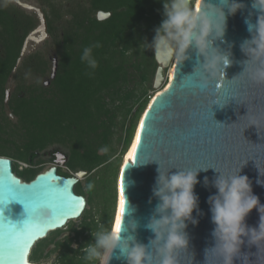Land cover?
I'll use <instances>...</instances> for the list:
<instances>
[{
  "label": "trees",
  "instance_id": "16d2710c",
  "mask_svg": "<svg viewBox=\"0 0 264 264\" xmlns=\"http://www.w3.org/2000/svg\"><path fill=\"white\" fill-rule=\"evenodd\" d=\"M39 1L50 38L43 48L21 58L25 40L39 26L40 20L36 13H29L10 0H0V103L5 101L9 79L20 81L9 102L18 117V125L10 127L7 117V121L0 120V157L11 158L14 172L30 182L44 171L42 157L56 147L48 168L56 164L60 149L67 156V170L58 168L61 175L72 177L85 171L91 177L97 171L106 182L113 176L116 183L121 159L131 146L136 123L149 103L146 97L141 101L142 91L136 94V90H130V85L142 86L157 72L154 51L146 49L148 45L144 42H152L154 30L164 19L162 0H78L68 7L62 0ZM99 11L112 15L100 21ZM67 16L70 19H66ZM96 42L101 47L93 49L98 62L93 71L80 57L85 47ZM51 52H55L58 68L47 87L44 80L52 75L53 68ZM129 97L135 100L137 108L134 110L133 105L124 110L129 120L122 123V130L126 127L125 137L117 140L121 143L123 139V143L116 158L112 143L118 124L110 102L114 105L120 101L124 106ZM105 147L108 151L101 152ZM19 161L29 168L20 171ZM114 189L112 214L107 207L111 194L106 189L103 193L106 213L100 219L87 217L89 211L86 210L82 216L85 228L74 227L69 236L57 241L55 235L60 231L50 233L36 244L31 261L38 263L43 256L52 254L53 250H46L54 244L58 264H92L83 259L81 249L90 241L94 243L93 230L111 229L116 185ZM75 191L84 195L80 182ZM81 238L85 240L81 248H73Z\"/></svg>",
  "mask_w": 264,
  "mask_h": 264
},
{
  "label": "water",
  "instance_id": "95a60500",
  "mask_svg": "<svg viewBox=\"0 0 264 264\" xmlns=\"http://www.w3.org/2000/svg\"><path fill=\"white\" fill-rule=\"evenodd\" d=\"M10 1L25 9L33 10L31 6L20 0ZM239 2L246 7L234 16L228 17L226 42L222 44L216 42L224 50H229L231 45L233 64L226 69V79L229 81L218 80L213 84L210 92L192 86L188 76L194 75L197 58L195 50L190 49L191 59L180 64L174 62V74L168 87L153 97L136 123L131 141L132 144L140 126L138 135L140 142L135 148L136 162L132 163L133 157L128 162L123 161L118 171L116 208L111 229L113 230L118 212L119 188L121 190L123 188L126 202L124 223L127 225L131 219L137 220L140 227L135 235L140 242L147 245L149 239L154 238V234L144 225L158 202L152 190L159 166L162 171L170 169L173 173L178 171L177 168H209L207 171L201 170L198 176L200 183L196 185L195 192L200 198L199 208L203 214L197 216L196 212L193 213L199 223L197 225L189 223L187 228L190 237L189 248L187 252L184 250L178 252L181 264H191V257L192 264H206L205 250L215 245L211 235L215 226L211 220L212 214L207 201L208 197L217 190L211 184L208 187L204 185L205 176L211 182L218 175L213 168L225 173H234L244 164L240 174L249 177L254 194L259 197L261 204H264V185L257 183V180H264V176L260 174V171L264 174V123L259 129L255 125H250L253 118L264 117V85L254 84L245 75L237 77L244 71L242 62L247 59L240 45L245 39H251L245 19L250 18L255 23L258 13L251 8L252 0H239ZM36 12L40 24L33 32H42V37L46 38L49 34L45 13L41 9H36ZM250 13L253 14L250 16ZM111 15V12L99 11L97 18L103 21ZM28 40L40 41L30 34L25 40L23 49ZM21 58L18 63L21 62ZM200 60L202 61L203 57ZM157 63L159 68L156 84L159 86L163 80L164 70L170 68L172 62L161 58ZM57 68L56 62L53 77ZM235 77L237 78L231 81ZM217 92L224 99L233 95L236 98H232L224 108L214 105L212 110L210 100ZM9 96L10 92L6 91V100ZM147 160L153 161L141 164ZM87 175V172L80 171L72 177L61 176L58 174L57 166L54 165L39 173L32 181L26 182L15 174L11 158L0 157V202L5 199L6 190L10 185L32 190L35 194L43 193L49 188L58 190L54 198L40 202L36 206L42 210V214L32 217V239L23 258L11 257L3 243H0V264H38L31 261V254L36 244L50 233L65 228L72 221L79 220L87 210L86 197L75 191L80 180ZM28 219L29 213L25 205L18 200L9 201L7 206L0 205V240L14 225L17 230H23L24 222ZM259 220L258 210L253 209L246 218V223L251 227H257ZM122 235L127 234L122 233ZM241 251L248 255L250 264H264V249L259 254L256 246L249 247L246 243ZM118 255L119 251L116 250L111 264H126L124 259L116 258ZM215 259L210 251L208 264H215ZM235 264H241V260L237 259Z\"/></svg>",
  "mask_w": 264,
  "mask_h": 264
},
{
  "label": "clouds",
  "instance_id": "9594fccd",
  "mask_svg": "<svg viewBox=\"0 0 264 264\" xmlns=\"http://www.w3.org/2000/svg\"><path fill=\"white\" fill-rule=\"evenodd\" d=\"M162 3L164 19L154 30L152 42H144L148 45L146 49L154 51V59L158 62L163 58L177 64L191 59L189 50L194 49L197 66L194 75L188 78L192 86L210 92L218 80H227L226 69L233 64L231 45L229 50H224L216 42H226L228 17L234 16L246 5L239 0H200L198 6L196 0H162ZM251 8L258 16L255 23L250 18L245 19L251 39H245L240 45L247 59L242 62L244 71L237 77L245 75L254 84L264 85V0H252ZM99 47V42L85 47L80 57L81 62L93 71L98 67L93 49ZM232 98L236 97L233 95L224 99L217 92L210 100L212 110L214 105L224 108ZM262 123L264 117L250 121V125L258 129ZM100 151L107 152L108 149L105 147ZM152 161L147 160L141 164ZM135 162L136 159L132 163ZM243 165L234 173L213 168L218 175L211 182L207 176L204 177L205 187L211 184L217 190L207 201L215 226L211 233L215 245L205 250L206 264L210 251L216 258L215 264H235L237 259L241 260V264H250L248 255L241 251L242 246L246 243L249 247L256 246L259 254L264 249V204L254 194L249 177L240 174ZM177 169L173 173L170 169L162 171L159 166L157 170L152 191L158 202L144 225L154 234V238H150L147 245L135 235L140 227L137 220L131 219L125 225V211L119 231L110 228L93 230L94 243L86 244L81 249L83 259L98 264H111L114 252L118 250L116 258L124 259L126 264H181L178 252H187L189 248V223L197 225V216L203 214L199 208L200 198L195 192L196 185L200 183L198 176L201 170L207 171L209 168ZM260 174L264 176L261 171ZM257 183L264 185V180H257ZM87 187L91 190L92 185ZM253 209H257L260 214L257 227L246 223ZM194 212L197 216L193 215ZM29 214L35 217L42 214V210L33 208ZM72 247L76 248L77 245L73 244ZM48 264H52V261H48Z\"/></svg>",
  "mask_w": 264,
  "mask_h": 264
},
{
  "label": "rangeland",
  "instance_id": "374dc122",
  "mask_svg": "<svg viewBox=\"0 0 264 264\" xmlns=\"http://www.w3.org/2000/svg\"><path fill=\"white\" fill-rule=\"evenodd\" d=\"M20 1L33 8V10H28V9H25V8L20 6L21 8L25 9L29 13H36L37 14L36 9H41L43 11V6L39 0H20ZM62 1L64 2V5L66 7H68L69 5L72 4V2H77L78 0H62ZM66 19H70V16H67ZM31 34L34 37L38 38V40L40 39V41L34 42L31 40H28L26 47H24V49H23L22 58L33 53V52H35V51H37V50H39V49H41V48H43V46H45L46 40H48L50 38L49 35L46 38H43L42 32H39V33L33 32ZM51 60H52V64H53V68H52L51 72L53 74L54 64L56 62L58 63V59L55 55V52H51ZM158 68H159V64H158ZM158 68H157V71H158ZM170 69H171V67L166 68L164 70L163 80L161 81L159 86H157V84H156V76H157V72H156L155 77H153L150 81L145 82L142 86L140 84H139L140 85L139 86L136 83H132L130 85V90L131 89L136 90V94H140V92L142 91L143 97L141 98V101H143L146 97L149 99V102H150L151 96L153 98L160 90H162V89L164 90L169 85V82L171 79L169 77ZM52 79H53L52 75L47 77L44 80V84L47 87H49L51 84L50 81ZM136 80H137L136 82L139 83V81H140L139 78H137ZM28 82L31 83L32 80H29ZM19 83H20V81H16L12 77L9 79V82L7 83V91L10 92V96H9L8 100H6V98H5V101L3 103H0V120H2V121L6 120V117H7V120H10V127H13V126L16 127L18 125V117H16L13 114L9 102H10L12 96L14 94H16L17 88H18L17 86ZM107 102H109V101H107ZM134 102H135V100L131 97L128 98V102H127L128 104H126L124 106L120 103V101H116L114 103V105L110 102V108L115 111V114H116L115 118H116V121L118 124V126L115 130L114 139H113V143H112V145L116 149L115 150L116 152L114 153L116 155V158L118 157V153L120 152V150L122 148V143H123V139H122L121 143L120 142L118 143L117 140L121 136H122V138L125 137L126 127L124 126V128L122 130V128H121L122 123L123 124L126 122L128 123V120H129L128 116L127 117L124 116V114L126 113V112L124 113V110L126 107L133 106V105H134V110H135L137 108V104H134ZM2 106H4L3 109H1ZM56 149H57L56 147L51 148V150L49 152H47L46 155H44L42 157L44 164L41 167H43L44 170L47 169L49 166H51V163H49L48 161L53 156V152H56ZM123 160H124V157L121 159V163H123ZM66 161H67L66 154H64L60 149H58L56 164L61 165L65 170H67V168L65 166ZM17 164H18V169L20 171H25L27 168H29V165L26 164L25 162L19 161ZM118 171H119V169H118ZM96 173H97V171L95 173H92L91 177H89L87 175L80 180L81 187L84 190V196L87 198L88 203H89V206L87 208V210L89 211L87 213V217H90V218L92 217V219H95V218L100 219L103 216V214L106 213V205L104 204V194H103L106 191V189H109V194H111V200H110L109 205H107V207H108V212L110 214H112V212L114 210V197L112 195H114V192H115L114 188H115V185L117 184V178H116V183H114L113 176H111L109 181L106 182L104 180L105 178L101 175V173H97V174ZM117 177H118V175H117ZM89 184L92 185L91 190H88L87 186ZM105 185H106V187H105ZM104 187H105V189H104ZM107 195H108V193H107ZM81 222H83L82 218L79 220L70 222L65 228L59 230L60 233H59V235H55L54 240H60V239H63L65 237L69 236L70 232L72 231V229L74 227L81 226ZM85 235L88 236L89 233L85 234ZM84 241H85L84 238H81L79 240V242H76L75 243L77 245L76 248H81V245L79 246L78 244L84 243ZM51 250H53L52 254L50 253L49 256H43L39 260L38 264H48V261H50V260L52 261V264H58V255H57V252L54 250V244L50 245L47 248L46 252H49V251L51 252ZM92 264H97V262H92Z\"/></svg>",
  "mask_w": 264,
  "mask_h": 264
},
{
  "label": "snow or ice",
  "instance_id": "6c2138e0",
  "mask_svg": "<svg viewBox=\"0 0 264 264\" xmlns=\"http://www.w3.org/2000/svg\"><path fill=\"white\" fill-rule=\"evenodd\" d=\"M198 6V5H197ZM217 87V85H215ZM140 142V137H137V143ZM133 160L135 159L136 150H133L131 154ZM56 188H49L43 193L35 194L32 193V190H25L23 188H18L14 186H8L5 194V199L0 202V205L7 206L9 201L18 200L25 205L26 210L30 213L31 209L36 208L40 202L47 201L51 198H54L57 193ZM32 193V194H29ZM125 200L123 196V188L121 190L120 198V213L123 216L125 211ZM63 210V209H62ZM32 216L29 214V219L24 222L23 230H17V228L12 226L7 232L4 233L3 239L0 240V243H3L8 254L16 259L23 258L24 252L27 250L28 244L32 239V225H31ZM121 218L116 219L115 229L119 231L121 225ZM11 224L10 221H8Z\"/></svg>",
  "mask_w": 264,
  "mask_h": 264
},
{
  "label": "bare ground",
  "instance_id": "6f19581e",
  "mask_svg": "<svg viewBox=\"0 0 264 264\" xmlns=\"http://www.w3.org/2000/svg\"><path fill=\"white\" fill-rule=\"evenodd\" d=\"M197 5H198V3H199V0H197ZM174 62H172V65H171V69H170V71H169V77L172 79L173 78V74H174ZM171 79H170V81H171ZM168 87V86H167ZM163 90V89H162ZM162 90H160L158 93H157V95L162 91ZM153 99V98H152ZM151 99V100H152ZM139 128H140V126H139ZM139 128H138V131H137V133H136V136H135V139L133 140V142H132V144H131V146L129 147V149H128V151L126 152V154L124 155V160L123 161H126V162H128L129 161V159H131L132 158V153H133V150L136 148V144H137V137H138V135H139ZM120 198H121V189L119 188V205H118V212H117V215H116V219L119 217V218H121V213H120ZM116 219H115V224H114V227H113V230H115V227H116Z\"/></svg>",
  "mask_w": 264,
  "mask_h": 264
},
{
  "label": "flooded vegetation",
  "instance_id": "af4514ba",
  "mask_svg": "<svg viewBox=\"0 0 264 264\" xmlns=\"http://www.w3.org/2000/svg\"><path fill=\"white\" fill-rule=\"evenodd\" d=\"M56 161H57V158H56ZM65 162V161H64ZM56 166H57V168H59V167H62L61 165H59V164H55ZM16 174V173H15ZM58 174L59 175H61L59 172H58ZM17 175V174H16ZM18 176V175H17ZM61 176H63V175H61ZM89 177H90V175H88ZM117 194V193H116ZM116 198H117V196H116ZM87 199V198H86ZM88 201V200H87ZM115 208H116V203H115ZM115 213V212H114ZM82 218V217H81ZM80 218V219H81ZM93 220V219H92ZM98 219H96V221H97ZM113 222V221H112ZM92 223V222H91ZM92 225H94L93 223H92ZM79 227H82V228H85L86 227V224L84 223V221L83 222H81V226H79ZM57 241V240H56ZM83 242V241H82ZM85 242V241H84ZM90 243H92V241H90ZM78 244V243H77ZM79 246H80V244H78ZM97 264H98V262H97Z\"/></svg>",
  "mask_w": 264,
  "mask_h": 264
}]
</instances>
